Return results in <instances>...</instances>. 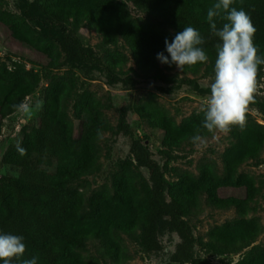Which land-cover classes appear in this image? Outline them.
<instances>
[{"label":"trees","instance_id":"1","mask_svg":"<svg viewBox=\"0 0 264 264\" xmlns=\"http://www.w3.org/2000/svg\"><path fill=\"white\" fill-rule=\"evenodd\" d=\"M13 2L22 19L0 11V27L20 47L42 56L49 69H55L63 58L101 71L111 84L132 87L135 81L130 76H119L127 58L109 47L119 38L142 77L177 67L182 76L190 78L185 81L187 86L198 93L196 78L214 76L219 41L211 33L207 11L215 0ZM127 3L145 15L142 21L130 17ZM233 6L251 15L255 44L264 55V0H235ZM215 22L219 28L225 21L216 18ZM186 26L195 27L204 37L209 61L182 68L161 63L156 57L161 52L168 56L165 39L172 42ZM80 29L102 35L101 55L84 45ZM37 85L35 73L18 62L7 66L0 60V131L1 121L13 114ZM74 87L72 77L50 75L41 91L36 125L21 127L15 144L5 148L0 157V165L11 170L32 171L27 177L0 176V233L24 237L27 249L22 259L37 256L38 264H99L87 253V244L94 242L97 254L109 264H126L131 255L125 240L144 253H154L160 250L158 234L166 233L178 240L167 257L171 264H206L195 254V247L204 256L238 255L233 264H264V243L255 244L263 226L251 216L263 183L238 171L248 161L260 164L262 125L246 115V123L236 125L234 140L221 153L219 166L205 158L196 163L195 173L172 167L169 181L139 140L131 136L126 111L120 106L117 130L128 138V157L119 162L109 186L88 191L87 184L79 181L99 169V139L109 126L102 116L100 99L84 92L72 106L78 121V133L73 135L67 101ZM250 105L261 109L257 99ZM140 110L148 125L162 132V144L168 149L179 147L194 135L205 138L213 132L202 127V111L192 112L177 123L152 97L142 100ZM18 144L26 149L25 154L17 151ZM49 160L55 162L52 173L39 169ZM201 205L233 209L234 217L209 228L203 242H195L188 218L198 215Z\"/></svg>","mask_w":264,"mask_h":264},{"label":"rangeland","instance_id":"2","mask_svg":"<svg viewBox=\"0 0 264 264\" xmlns=\"http://www.w3.org/2000/svg\"><path fill=\"white\" fill-rule=\"evenodd\" d=\"M127 9L132 19L136 21L144 19L145 15L131 4L127 3ZM0 11L10 13L15 20L22 19L13 0H0ZM79 32L83 36L84 45L95 54L101 55L99 50L102 35L85 29H80ZM109 47H115L127 58V62L121 69L119 76H130L135 81L132 87L122 83L111 84L101 71L85 68L82 64L67 61L63 58L58 61V66L55 69H49L46 60L42 56L20 47L0 27V60L5 62L7 66L11 62H18L38 77L37 87L23 99L19 108L13 114L1 121L0 157L5 148L15 144L16 134L21 127L36 125L42 106L41 91L49 76L55 74L70 76L75 82L74 90L67 101V114L73 123L74 136L78 133V121L73 117L72 106L84 92H91L100 99L101 113L109 126L108 130L103 132L99 139V169L79 181V183L87 184L88 191L101 185L109 186L111 175L116 170L119 162L128 157V138L117 130L118 108L120 106H123L126 111L125 121L131 136L139 140L147 155L163 170L165 179L172 180L169 171L172 167L195 173V165L200 159H213L219 166L221 153L228 143L234 140L233 132L236 130V125L232 126L227 133L213 131L210 136L205 137V143L200 146L194 144L190 139L177 148L168 149L162 144V132L150 127L145 115L140 110L142 100L146 97H152L178 123L190 113L201 111L202 106L206 104L210 95V78H196L199 91L197 93L187 86L185 81L190 78L182 76L177 67L168 72L158 70L150 76L142 77L132 64L129 50L119 38H116L114 44ZM262 67V76L259 81L261 86L258 88V94L255 95V99L261 103V109L259 110L250 105L246 115L264 127V65ZM54 168L55 162L53 160H49L39 167V169L48 173H52ZM238 171L252 175L263 183L261 194L256 198L251 213V216L257 217L263 226V232L255 241V244L262 245L264 243V145L260 152V164L255 166L248 161L243 163ZM141 172L146 175L144 170H141ZM31 173V170L14 171L0 165V176L27 177ZM233 217V209L216 210L201 205L198 215L188 218L195 242H203L205 233L209 228ZM158 241L160 243L158 252L144 253L139 247L125 240V245L131 255V259L126 264H171L167 257L178 241L176 236L160 233L158 234ZM194 252L198 257L203 258L206 264H233L238 258V255L204 256L198 251L197 247H195ZM87 253L95 257L99 264H109L108 261L97 254L94 242L87 244Z\"/></svg>","mask_w":264,"mask_h":264},{"label":"clouds","instance_id":"3","mask_svg":"<svg viewBox=\"0 0 264 264\" xmlns=\"http://www.w3.org/2000/svg\"><path fill=\"white\" fill-rule=\"evenodd\" d=\"M235 0H215L207 11L211 33L218 38L215 45L216 59L214 76L210 77V95L202 106L204 113L202 127L209 132L227 133L232 126L241 127L246 123V114L261 86L258 81L260 68L264 65V55L255 44L256 27L251 15L243 8L234 7ZM216 18L225 22L217 27ZM205 39L193 26H186L178 32L172 42L165 39V49L157 54L163 64L194 66L205 64L209 56L203 48ZM170 57V60H169ZM192 142L197 146L205 143L200 134L194 135ZM17 151L23 155L26 149L17 145ZM27 246L24 237L11 233H0V264H12L14 260L21 264H38L39 258L22 259Z\"/></svg>","mask_w":264,"mask_h":264}]
</instances>
